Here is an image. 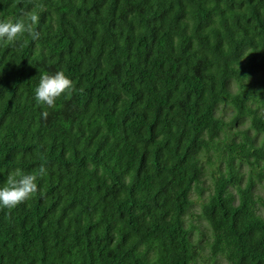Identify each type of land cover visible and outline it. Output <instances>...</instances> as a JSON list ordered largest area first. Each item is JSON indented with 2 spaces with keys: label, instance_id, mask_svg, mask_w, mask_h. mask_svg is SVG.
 Instances as JSON below:
<instances>
[{
  "label": "trees",
  "instance_id": "trees-1",
  "mask_svg": "<svg viewBox=\"0 0 264 264\" xmlns=\"http://www.w3.org/2000/svg\"><path fill=\"white\" fill-rule=\"evenodd\" d=\"M0 264H264V0H0ZM74 84L34 100L41 73ZM47 112V116L44 113Z\"/></svg>",
  "mask_w": 264,
  "mask_h": 264
},
{
  "label": "clouds",
  "instance_id": "clouds-1",
  "mask_svg": "<svg viewBox=\"0 0 264 264\" xmlns=\"http://www.w3.org/2000/svg\"><path fill=\"white\" fill-rule=\"evenodd\" d=\"M38 24L39 15L31 13H25L22 18L15 21H0V43L15 45L25 35L30 36L33 41H37L41 38ZM73 88L72 79L64 71L41 73L34 90V100L42 107L54 109L58 98L67 95ZM44 115L47 116V112ZM45 173L44 166L40 167L39 173L15 170L0 186V209H15L18 205L31 199L39 191L38 180Z\"/></svg>",
  "mask_w": 264,
  "mask_h": 264
},
{
  "label": "rangeland",
  "instance_id": "rangeland-1",
  "mask_svg": "<svg viewBox=\"0 0 264 264\" xmlns=\"http://www.w3.org/2000/svg\"><path fill=\"white\" fill-rule=\"evenodd\" d=\"M221 264H229L227 260L222 259Z\"/></svg>",
  "mask_w": 264,
  "mask_h": 264
}]
</instances>
